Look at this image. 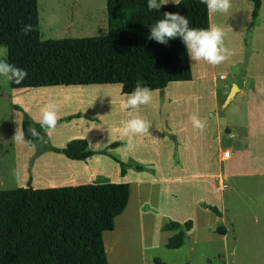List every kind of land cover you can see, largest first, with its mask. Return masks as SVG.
<instances>
[{"label":"crops","instance_id":"1","mask_svg":"<svg viewBox=\"0 0 264 264\" xmlns=\"http://www.w3.org/2000/svg\"><path fill=\"white\" fill-rule=\"evenodd\" d=\"M230 5L227 13L208 10V19L209 27L223 30L224 46L231 54L218 65L190 60L191 79L170 81L162 89H152V101L129 110L131 115L123 109L128 93L122 91L120 83L22 88L8 85L0 89V120H8L15 133L14 139L11 135V142H15L12 154H0V160H10L8 170L0 167V186L15 183L7 187L14 188L29 182L33 188H45L126 182V206L114 217L113 228L102 233L107 264H173L174 260L159 255L170 249L165 244L172 231L163 227L167 219L192 222L186 232L188 240L172 250L185 246L194 251L196 244L216 241H223L227 247L231 233L234 245L230 253L235 256L238 233L253 230V236L258 237L253 242V259L234 264H264V180H256V184L251 181L252 177L264 176V0L258 22L251 30L250 53L241 75L252 4L249 0H230ZM75 10L64 13L74 14ZM97 20L102 21L96 24L104 19L97 16ZM231 78L241 80L225 107L234 102V110L242 112V120L232 122L229 128L236 136L223 132L226 127L217 100L218 88L225 97ZM13 105L37 122L44 109L54 108L58 119L47 133L56 147L84 139L90 149L99 150L118 139L120 143L114 149L120 159L146 168L128 166L121 175L118 163L106 154L94 153L84 160L52 150L34 155L33 146L24 138L17 139L22 134V111ZM137 114L150 125L148 132L134 135L130 141L124 125ZM194 118L201 127L196 126ZM110 125H117L112 129L116 130L114 136L109 135ZM235 126L242 128L241 135ZM225 150L229 151L228 157L223 155ZM246 186L262 191L258 214H252L255 208L250 205V196L244 198ZM202 203L215 205L220 215ZM218 225L225 227L224 233L216 231Z\"/></svg>","mask_w":264,"mask_h":264},{"label":"trees","instance_id":"2","mask_svg":"<svg viewBox=\"0 0 264 264\" xmlns=\"http://www.w3.org/2000/svg\"><path fill=\"white\" fill-rule=\"evenodd\" d=\"M252 4L251 19L244 36L245 58L250 53V35L259 19L261 0ZM37 0H0V44L8 47L7 61L27 69V75L11 88L47 85L120 83L130 93L139 82L162 89L170 81L191 79L190 60L179 38L167 45L149 40L150 25L164 12L187 16L190 27L208 28V9L201 0H179L162 5L159 12L149 11L146 0H105L107 29L92 36L41 39ZM30 23L32 29H21ZM224 96L218 88L220 106ZM22 111L24 140L35 147L37 155L46 150L60 152L71 159L84 160L94 153L107 154L124 175L128 166L137 170L140 163L121 160L106 149L92 150L84 139H73L63 147L48 142L46 129ZM69 118V117H66ZM65 118V119H66ZM31 129H35L36 135ZM225 133L229 132L224 128ZM112 142L110 147L118 145ZM126 182H90L76 185L33 188L26 186L0 189V264H107L102 233L114 226V217L126 206ZM208 207L215 214V205ZM191 220L167 219L171 230L165 246L180 248L187 240ZM216 231L225 232L218 225Z\"/></svg>","mask_w":264,"mask_h":264},{"label":"rangeland","instance_id":"3","mask_svg":"<svg viewBox=\"0 0 264 264\" xmlns=\"http://www.w3.org/2000/svg\"><path fill=\"white\" fill-rule=\"evenodd\" d=\"M37 1H38L37 8H38L39 29H40L41 39L92 36L99 34L101 32H105L107 29L105 0H75L74 5L72 4V0H37ZM92 8L96 9V10L93 9L94 13L91 10ZM72 9H76L73 12L74 14L64 13V11H69ZM79 11L85 14H80L81 12ZM97 16L102 17L104 19L103 22H98L96 24V21H102V20H97ZM79 22H85V24H79ZM79 28H81L80 30L82 31H77V29ZM8 85L9 82L7 79L0 78V89H6L5 87H8ZM234 106L235 103L231 102L227 106V108H223L221 112L222 125L228 129L231 128L232 122L240 121L243 118L242 112L239 110H234ZM116 127L117 125L114 126L110 125L108 127L110 136L115 135L116 130L114 129L113 132L112 129ZM234 128L235 129L238 128L237 130L239 131L240 135L241 133H243L242 128H239L237 126H235ZM11 135L14 139L15 133L12 125L9 123L8 120H0V154H5V155L12 154L13 150L15 149L14 147L15 142L14 143L11 142ZM47 138H48V142L52 144L50 138L48 137V133H47ZM226 138L228 139V137ZM117 140L118 139H112V142H119ZM110 143H108L106 146H104L101 149H106L109 153L118 156V153H116L114 149L117 145L114 147H110L109 146ZM2 151L3 153H1ZM111 161H112L111 163L114 162L113 160ZM9 162L10 160L8 159L0 160V167H5L8 170ZM116 167L118 169L117 165ZM110 173L113 174V171L110 170ZM252 180L255 181V184H256V180L260 183L264 180V176L261 177L259 176L257 178L252 177L251 181ZM96 182H100V181H96ZM14 184L15 183H11V184L4 183L3 185L0 186V188L12 187ZM253 188L254 186L253 187L246 186L247 193L244 196V198L246 199L247 196H250V205L255 208L252 214L255 213L258 214L260 211V199H261L260 197L262 191L260 189L255 191ZM225 223L227 224V222ZM251 233L245 230L243 234L238 233V238L235 240L238 241L239 246L236 248L235 256H233V253H230V250L234 245L233 243L234 240L231 233L228 235L227 247H224L223 241L203 242L196 244L194 251H189L188 248L183 246L179 250L164 249L162 252H159V255L160 258L162 259L168 257L170 258L171 261L174 260L173 264H191V263L234 264L237 262L249 263L253 259V255H254L253 251L256 248L253 242L256 239H258V237L253 236V230L251 231ZM188 257H190V259H188Z\"/></svg>","mask_w":264,"mask_h":264},{"label":"clouds","instance_id":"4","mask_svg":"<svg viewBox=\"0 0 264 264\" xmlns=\"http://www.w3.org/2000/svg\"><path fill=\"white\" fill-rule=\"evenodd\" d=\"M170 0H146V6L149 11L159 12L162 5L169 3ZM174 3V0H171ZM176 3L179 0H175ZM206 8L213 13H227L230 8V0H201ZM187 16L178 12H164L162 17L149 27L148 39L157 43L167 45L172 39L179 38L184 45L185 52L189 60L193 62H205L209 65H218L223 62L230 50L224 46V32L217 26L208 28L190 27ZM30 23H25L21 29L22 32H29L32 29ZM8 47L6 44H0V78L12 82H19L25 75L27 69L14 65L7 61ZM152 101V90L137 82L133 90L126 95L123 109L126 112L132 109H138L141 105L149 104ZM57 113L54 108L44 109L41 113L39 123L42 128L53 129L57 122ZM197 127H201L198 121H195ZM149 122L139 114L131 116L124 125V134L131 137L137 134L143 135L148 132ZM32 134L36 135L35 129H31ZM17 139L23 140V134Z\"/></svg>","mask_w":264,"mask_h":264},{"label":"water","instance_id":"5","mask_svg":"<svg viewBox=\"0 0 264 264\" xmlns=\"http://www.w3.org/2000/svg\"><path fill=\"white\" fill-rule=\"evenodd\" d=\"M230 87L228 92L226 93L223 101L220 104V108L223 109L226 107V105L233 99L234 94L236 93V91H238L239 87L241 86V80L238 78H231L230 79ZM229 136H236L237 133L234 131H230L228 132Z\"/></svg>","mask_w":264,"mask_h":264},{"label":"built area","instance_id":"6","mask_svg":"<svg viewBox=\"0 0 264 264\" xmlns=\"http://www.w3.org/2000/svg\"><path fill=\"white\" fill-rule=\"evenodd\" d=\"M223 155H224V157H228V155H229V151H228V150H225V151L223 152Z\"/></svg>","mask_w":264,"mask_h":264}]
</instances>
